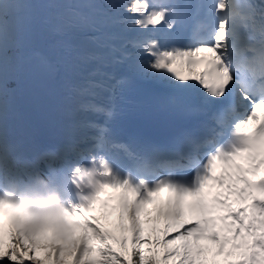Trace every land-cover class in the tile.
Here are the masks:
<instances>
[{"label": "snow or ice", "instance_id": "6c2138e0", "mask_svg": "<svg viewBox=\"0 0 264 264\" xmlns=\"http://www.w3.org/2000/svg\"><path fill=\"white\" fill-rule=\"evenodd\" d=\"M48 7L55 14L40 21L38 6L29 0H0V264H158L155 254L145 255L154 253L144 247L153 240L143 236L140 213L164 188L175 194L168 201L170 218L180 221L187 209L199 213L163 240L175 245L165 251V261L179 257L175 264H217L200 246L207 237L221 254L230 241L235 249L247 245L243 258L228 264H264V178L252 181L244 174L264 166V121L255 137L245 131L264 107V0H63ZM205 8L215 18L211 36L178 40V26L191 22L194 30L200 28L197 18ZM38 42L46 45L44 52L34 51ZM202 60L208 66L197 72ZM178 63L187 75L175 67ZM58 66L78 77L64 84L63 99L75 101L81 114L118 115L123 96L136 83L190 97L191 107L178 98L169 106L191 118L179 133L183 150L174 156L189 159L192 167L164 160L159 146L123 142L108 123L87 119L65 123L66 143L54 151L18 135L9 125L15 91L9 83ZM101 91L108 93L106 108L96 103ZM201 115L208 119H197ZM217 122L224 135L213 139L197 163L193 154L214 138ZM78 146L86 157L65 159L69 147ZM242 154L251 168L235 163ZM49 160H60L61 166L43 167ZM217 161L236 169L228 175L240 186L228 183L227 189L251 198L250 216L247 207L211 215L216 208L204 200L205 185L214 179L225 185L224 177L213 175ZM108 187L123 189L120 227L131 229V248L124 236L117 250L98 218L87 215ZM188 196L198 199L190 205ZM214 199L226 203L219 194ZM172 219L167 228L173 227ZM217 219L231 235L222 238ZM41 249L43 256L37 254Z\"/></svg>", "mask_w": 264, "mask_h": 264}, {"label": "rangeland", "instance_id": "374dc122", "mask_svg": "<svg viewBox=\"0 0 264 264\" xmlns=\"http://www.w3.org/2000/svg\"><path fill=\"white\" fill-rule=\"evenodd\" d=\"M108 1L112 2V0H108ZM175 67H177L183 71H186V67L181 68L179 63L177 65H175ZM111 188L112 187H108L107 189L104 190V192L107 194L108 190H112ZM162 191L163 190L156 193L157 200L160 202L159 206H160L161 211H163L162 200H164L163 197L161 196ZM108 195H110V194L108 193ZM128 198H129V200H134L136 197H132L131 195L128 194ZM100 207H101V209H99ZM155 211H156V208H153L152 212H155ZM145 212H146V210H145L144 204H143L142 209H141V213H145ZM89 214H90L91 218L92 217L98 218L95 220V222L99 223L103 230H107L111 237L122 239L124 236H127L128 238L132 239L133 233H132L131 229L128 228L125 230V229H122L120 227L121 204L118 205V202L116 203V200H114L113 203H110L109 206L104 207L103 202H102V198L100 197V200L97 202L96 205H94L93 209L89 210ZM145 219L142 220L143 227H144L143 236H145V237L150 236L153 240V243L151 245L145 244L144 247L145 248L151 247L155 251L157 250L158 252H160L159 264H175V261L178 260L179 257H173L167 261H165L163 259L165 251L167 249L174 247L175 245L171 244V243L164 244L163 240L168 235L159 234V232L156 229L152 228V226H151L152 222L149 221L148 219H146V220ZM124 222L126 224L128 223L126 218H125ZM179 222L181 223L182 220H180ZM228 235H231V233H229ZM221 236L223 238L222 233H221ZM156 241H161V242L156 243ZM199 243H200V246L203 247L205 252H206V254H204L205 257L209 258V260H211V259L215 260L217 262V264H225L229 261L239 260V259L243 258L244 253L248 250L247 245H245L244 247H242L240 249H235L233 247V242L230 241L225 247V252L223 254H221L219 252V245H218V248L216 249V251L218 252L217 253L213 249V244L210 242L209 239L201 240ZM228 252H232L233 254L231 256H228ZM37 254L43 256L44 255V249H41L40 252ZM212 256H214V257H212ZM92 258H94V253L92 254Z\"/></svg>", "mask_w": 264, "mask_h": 264}, {"label": "bare ground", "instance_id": "6f19581e", "mask_svg": "<svg viewBox=\"0 0 264 264\" xmlns=\"http://www.w3.org/2000/svg\"><path fill=\"white\" fill-rule=\"evenodd\" d=\"M37 2H38V0H35L34 4L38 6ZM39 2L41 4V8H40V10L37 8L36 11H37V14H38L40 21L48 19L55 14V12H54L55 9L48 7V5L54 4V1H52V0H40ZM258 2H259V0H258ZM49 11H51L50 16H49ZM45 49H46V45H44L40 42H38L34 47V51H37V52H44ZM53 73L59 77L60 83L62 86H64V84L66 82H71V81L78 78L75 73L67 72L63 67H59V66L57 67V69L55 71H53ZM65 94L66 93H64L63 96ZM70 102L71 101H64V106L68 107L67 104H69ZM251 125L252 124L249 123L247 128H249ZM168 201L169 200H167L166 203H164L162 205H164V206L167 205L169 208ZM159 204H160V202L155 197V194H153V200L151 202H147L144 204V208H145L146 212L140 213V219L142 221L146 218L149 221H151L152 222L151 223L152 228L156 229L159 232V234H161V235H168V236L174 235L176 230L179 228L180 224H178L176 220H172L173 227L167 228L166 226H167V224L171 218L159 210ZM153 208H156V209L158 208V210L155 212H152ZM183 218H184V220L187 219V220L191 221L190 219H188L186 217H183ZM177 243H179V242H177Z\"/></svg>", "mask_w": 264, "mask_h": 264}, {"label": "trees", "instance_id": "16d2710c", "mask_svg": "<svg viewBox=\"0 0 264 264\" xmlns=\"http://www.w3.org/2000/svg\"><path fill=\"white\" fill-rule=\"evenodd\" d=\"M111 243H113L114 247L117 249V250H120V244L118 241H115V240H112L110 241ZM129 248H131V243L129 242ZM147 249V248H146ZM152 254H155L156 255V258H157V261H158V258H159V252H154V253H145L146 256L148 255H152Z\"/></svg>", "mask_w": 264, "mask_h": 264}]
</instances>
